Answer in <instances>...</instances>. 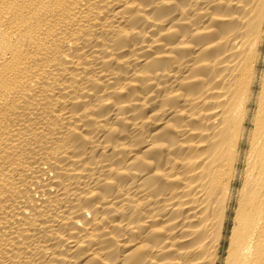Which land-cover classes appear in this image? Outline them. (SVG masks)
<instances>
[{
  "label": "bare ground",
  "instance_id": "1",
  "mask_svg": "<svg viewBox=\"0 0 264 264\" xmlns=\"http://www.w3.org/2000/svg\"><path fill=\"white\" fill-rule=\"evenodd\" d=\"M0 264H264V0H0Z\"/></svg>",
  "mask_w": 264,
  "mask_h": 264
},
{
  "label": "rangeland",
  "instance_id": "2",
  "mask_svg": "<svg viewBox=\"0 0 264 264\" xmlns=\"http://www.w3.org/2000/svg\"><path fill=\"white\" fill-rule=\"evenodd\" d=\"M231 226V225H230Z\"/></svg>",
  "mask_w": 264,
  "mask_h": 264
}]
</instances>
